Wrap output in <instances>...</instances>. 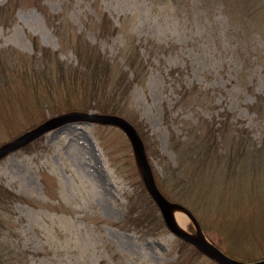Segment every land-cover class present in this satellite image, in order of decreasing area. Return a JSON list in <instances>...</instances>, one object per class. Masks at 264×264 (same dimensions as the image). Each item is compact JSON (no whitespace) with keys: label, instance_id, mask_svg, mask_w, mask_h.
<instances>
[{"label":"rangeland","instance_id":"rangeland-1","mask_svg":"<svg viewBox=\"0 0 264 264\" xmlns=\"http://www.w3.org/2000/svg\"><path fill=\"white\" fill-rule=\"evenodd\" d=\"M223 2L0 0L7 255L21 264H219L166 225L122 128L76 117L14 146L67 115H115L94 106L135 125L157 187L188 217L183 231L239 251L235 243H264V17L249 18V37L237 34Z\"/></svg>","mask_w":264,"mask_h":264},{"label":"trees","instance_id":"trees-1","mask_svg":"<svg viewBox=\"0 0 264 264\" xmlns=\"http://www.w3.org/2000/svg\"><path fill=\"white\" fill-rule=\"evenodd\" d=\"M200 4L203 3V0H198ZM220 2H223V0H219ZM227 1V0H226ZM255 1V2H254ZM238 7H243L244 11L242 13H239V8ZM259 9H256V8ZM223 14L225 16L226 19V24L229 25L233 24L234 28L237 31V34H241L242 32H245L247 34V36L249 37L253 31L251 24L252 22L249 20V18L251 19L252 16H258V15H262L264 17V0H234V4H230L223 2ZM101 22L102 20H106L104 22H107L108 16L105 13H102L101 17ZM228 20V21H227ZM105 25H102V27H104ZM232 28L230 29L229 26V31L232 30V32L230 33V35L233 37V33L234 30ZM104 30V29H102ZM236 39V38H235ZM251 39H249L250 41ZM248 41V42H249ZM238 45H240L241 47V43H238ZM250 48H253V44L251 45V41L249 42ZM262 45V44H261ZM259 45L258 47H260V49H262L264 51V46ZM95 57H98V55H95ZM104 63V61H102L101 59H99L98 61L95 60V62H98L101 64V62ZM103 65V64H102ZM88 70H86L87 72ZM107 72H109L108 69H106L104 71V74H106ZM88 74V73H87ZM95 76H92L93 79H95L96 81H101V76L98 73H94ZM123 77V76H122ZM123 79V81L128 82V80ZM71 109H74L73 106H70ZM95 108L101 110V111H109L108 113H112L115 115H118L120 117L125 118L126 116L122 113V111L120 109H117L116 107H108L105 106V108H102V106H94ZM87 110V109H86ZM105 113V112H104ZM127 119L134 127L135 125L129 120V118H125ZM135 129L137 130V128L135 127ZM138 131V130H137ZM139 132V131H138ZM212 132H215V130H212ZM211 132V133H212ZM140 135V133H139ZM159 188V186H158ZM160 189V188H159ZM160 191L163 193V191L160 189ZM164 196L166 197V195L164 194ZM170 200V199H169ZM171 201V200H170ZM6 244V243H5ZM4 243H0V250H2V253L0 252V264H21L20 260H18V258L7 255L6 253V249L8 248V252L12 255V250H11V243H9V246L5 245ZM186 245H190L188 243H184ZM215 244L217 247H219L221 250H223V252H225L229 257L237 260V261H241V262H245V263H250V262H255V261H259L264 259V253L258 254L255 253L253 251V247H255L257 245V247L262 246L264 243H235L237 246H242L241 248H243V251L245 253H243V251H239L237 249L234 248L233 243H213ZM195 248V247H193ZM195 251L198 254H204L203 252L199 251L198 249L195 248ZM258 254V255H257Z\"/></svg>","mask_w":264,"mask_h":264},{"label":"water","instance_id":"water-1","mask_svg":"<svg viewBox=\"0 0 264 264\" xmlns=\"http://www.w3.org/2000/svg\"><path fill=\"white\" fill-rule=\"evenodd\" d=\"M76 117H84L91 120H97L101 123L105 124H113L121 127L130 137L133 142L135 151L139 158L142 161V172H143V178L146 184V187L151 194V196L155 199V201L158 203L162 215L166 221L167 226L169 229L176 235L184 238L185 240L191 242L193 245L197 246L200 250H202L205 254L215 259L219 264H264V259L250 262V263H240L236 261L235 259L229 257L226 253H224L220 248H218L213 243L208 242L207 240L196 238L193 235H190L182 230H179L175 224L172 221V214H171V207L172 205L170 202L165 198V196L159 191L154 178L152 177V174L149 171V167L147 164L146 155L142 146V143L135 132L134 128L124 119L118 117V116H104V115H67L64 117H61L60 120L53 121L50 123H47L37 129H34L32 131H29L25 133L22 137V139L19 140L14 146L20 145L21 143L34 138L36 135H39L47 128L51 127L53 124L57 123L58 121H62L65 119L70 118H76ZM9 148H11V145L0 148V155L4 152H6Z\"/></svg>","mask_w":264,"mask_h":264},{"label":"bare ground","instance_id":"bare-ground-1","mask_svg":"<svg viewBox=\"0 0 264 264\" xmlns=\"http://www.w3.org/2000/svg\"><path fill=\"white\" fill-rule=\"evenodd\" d=\"M121 118V117H120ZM123 119V118H122ZM125 120V119H124ZM125 121H127V120H125ZM133 128H134V130H135V132L137 133V135H138V137H139V139H140V141H141V143H142V146H143V149H144V144H143V142H142V140H141V136L139 135V132L135 129V127L129 122V121H127ZM117 126V125H116ZM119 127V126H118ZM121 128V127H120ZM160 191V190H159ZM166 198V197H165ZM167 199V198H166ZM168 200V199H167ZM169 201V200H168ZM170 202V201H169ZM170 204L172 205V203L170 202ZM171 212H172V215H173V217H172V221H173V223L175 224V226L179 229V230H182L183 231V229L185 228V226H186V223H187V221H188V217H187V215L182 211V210H180V209H177V208H172L171 209ZM166 223V222H165ZM167 225V224H166ZM185 232V231H184ZM175 236H177L178 238H180L181 240H183V241H187V240H185L184 238H182V237H180V236H178V235H176L175 234ZM194 237H196V236H194ZM201 236L199 235V237H196V238H200ZM200 239H202V238H200ZM205 240V239H204ZM187 242H189V241H187ZM188 244H190L191 246H193V247H195L196 249H198L199 251H201V252H203L202 250H200L197 246H195V245H193L191 242L190 243H188ZM215 245V244H214Z\"/></svg>","mask_w":264,"mask_h":264}]
</instances>
